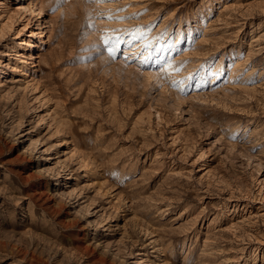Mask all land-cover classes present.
<instances>
[{
    "label": "rangeland",
    "instance_id": "obj_1",
    "mask_svg": "<svg viewBox=\"0 0 264 264\" xmlns=\"http://www.w3.org/2000/svg\"><path fill=\"white\" fill-rule=\"evenodd\" d=\"M0 1V264H264V0Z\"/></svg>",
    "mask_w": 264,
    "mask_h": 264
},
{
    "label": "bare ground",
    "instance_id": "obj_2",
    "mask_svg": "<svg viewBox=\"0 0 264 264\" xmlns=\"http://www.w3.org/2000/svg\"><path fill=\"white\" fill-rule=\"evenodd\" d=\"M1 4H2V1H0V5ZM16 5L18 6V8H21V9L24 8L26 12H29V14H35V15H38L39 16L42 13V7H37V8H34V6H26V7H24L23 6V0H18V2L16 3ZM32 5H35V2L34 1H32ZM46 27H47V25L45 23H41V27H39L40 30L38 32H33L32 35H34V36L35 35H38V36H41L42 37L44 35V30L43 29L46 28ZM23 43H30L29 46L31 47V50H33L34 48L36 50V43L34 41L28 42V40L26 38H23L22 39V42L20 44H23ZM140 45H141V43H138L134 48H137ZM137 49H134V50H137ZM18 54H21L22 57H24L26 55L25 53H21V52H18ZM14 69L15 70H20V67L19 66H16V67H14ZM44 193H45V191L42 190V189H40V188L39 189L33 188L31 190L30 197L33 200H35V201H42L43 202V200H45ZM80 250H82L81 252H83V253H87L89 251V249L87 247H85V245L84 246H81V249ZM17 251L21 255L22 258L26 259V261L29 264H32L33 263L34 258L32 256L31 257L28 256V253H27L28 251L23 250L21 248L18 249ZM97 260H99V259H97ZM99 264H104V262L103 261H99Z\"/></svg>",
    "mask_w": 264,
    "mask_h": 264
},
{
    "label": "snow or ice",
    "instance_id": "obj_3",
    "mask_svg": "<svg viewBox=\"0 0 264 264\" xmlns=\"http://www.w3.org/2000/svg\"><path fill=\"white\" fill-rule=\"evenodd\" d=\"M63 2H66V0H63ZM88 2L90 3H104L107 2V0H88ZM120 41L119 39H112V38H105L103 40V44L107 45V52L109 54V56L113 59H115L117 52H118V45H119Z\"/></svg>",
    "mask_w": 264,
    "mask_h": 264
}]
</instances>
